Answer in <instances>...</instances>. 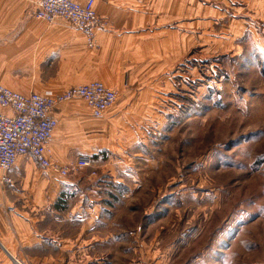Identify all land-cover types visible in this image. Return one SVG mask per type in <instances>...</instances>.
I'll return each mask as SVG.
<instances>
[{
	"label": "crops",
	"instance_id": "1",
	"mask_svg": "<svg viewBox=\"0 0 264 264\" xmlns=\"http://www.w3.org/2000/svg\"><path fill=\"white\" fill-rule=\"evenodd\" d=\"M35 3L0 0V84L53 96L99 82L117 99L100 118L78 99L53 111L52 160L65 166L90 156L94 174L60 178L30 157L7 173L0 264H227L219 253L211 259L203 229H112L108 206L140 191L135 171L156 169L150 155L176 125V96L193 87L194 60H209L211 19L234 25L236 4L257 17L264 0H95L105 27L95 30L93 48L68 23L35 18Z\"/></svg>",
	"mask_w": 264,
	"mask_h": 264
},
{
	"label": "rangeland",
	"instance_id": "2",
	"mask_svg": "<svg viewBox=\"0 0 264 264\" xmlns=\"http://www.w3.org/2000/svg\"><path fill=\"white\" fill-rule=\"evenodd\" d=\"M234 8V25L211 19L209 66L177 94L156 169L135 171L140 191L108 208L112 229H203L211 259L264 264V10Z\"/></svg>",
	"mask_w": 264,
	"mask_h": 264
},
{
	"label": "built area",
	"instance_id": "3",
	"mask_svg": "<svg viewBox=\"0 0 264 264\" xmlns=\"http://www.w3.org/2000/svg\"><path fill=\"white\" fill-rule=\"evenodd\" d=\"M95 0H36L35 18L46 23L62 20L85 36L87 46L95 47V30L105 22L93 9ZM81 100L94 118L102 117L116 102L117 93L99 82L71 87L56 95H21L0 84V185H12L7 173L20 157H30L43 171L67 178L93 165L90 156H78L65 166L56 164L48 148L58 122L55 107ZM9 111L10 115L1 111Z\"/></svg>",
	"mask_w": 264,
	"mask_h": 264
},
{
	"label": "trees",
	"instance_id": "4",
	"mask_svg": "<svg viewBox=\"0 0 264 264\" xmlns=\"http://www.w3.org/2000/svg\"><path fill=\"white\" fill-rule=\"evenodd\" d=\"M208 63H209V60H208V61H205L203 64L200 63L199 61L194 60V62H193V67H194V66H198L197 68H199V71H201V72L203 73V69H200V66H201L202 68L205 66V68H206V67L209 66ZM202 65H203V66H202ZM191 88H193V87H189V90H190Z\"/></svg>",
	"mask_w": 264,
	"mask_h": 264
}]
</instances>
